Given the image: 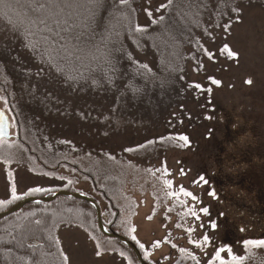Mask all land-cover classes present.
<instances>
[{
  "label": "rangeland",
  "instance_id": "rangeland-1",
  "mask_svg": "<svg viewBox=\"0 0 264 264\" xmlns=\"http://www.w3.org/2000/svg\"><path fill=\"white\" fill-rule=\"evenodd\" d=\"M167 1L135 2L139 27L157 20L163 8L157 9ZM207 10L222 17L207 34L202 66L192 61L180 66L190 101L182 100L159 125L156 119L114 121L107 102L97 114L96 103L37 64L14 61L21 57L16 54L21 42L0 20V110L9 118L11 134L0 142V211L16 201L13 187L19 198H37L68 184L109 214L77 167L100 160L126 167L129 180L135 179L125 190L135 212L124 228L130 240L135 235L144 245L141 249L132 240L150 264H183L184 251L192 264L220 248H230L243 264H264V247H244L245 241L264 240V0H210ZM207 13L203 8L199 15ZM196 21L194 16L191 22ZM225 46L237 56L228 57ZM192 52L187 48L185 55ZM140 59L155 66L150 54ZM181 135L188 137L187 145ZM58 241L68 257L65 264H134L126 252L75 226L61 228ZM221 258L230 260L229 253Z\"/></svg>",
  "mask_w": 264,
  "mask_h": 264
},
{
  "label": "trees",
  "instance_id": "trees-1",
  "mask_svg": "<svg viewBox=\"0 0 264 264\" xmlns=\"http://www.w3.org/2000/svg\"><path fill=\"white\" fill-rule=\"evenodd\" d=\"M135 2L0 0V20L21 42L22 55L16 53L21 57L16 55L14 61L37 64L45 71L40 72H48L53 80L96 103L97 114L106 109L107 102L106 110L114 121L156 119L161 124L172 117L171 112L182 100L190 101L187 94L191 87L187 92L182 90L188 78L186 72L187 79L180 73V66L192 61L201 68L207 34L216 30L222 15L211 16L207 10L210 0H168L157 20L139 27ZM203 8L208 13L202 14L201 21ZM194 16L197 21L192 24ZM187 48L193 50L192 56L185 55ZM141 54L152 55L155 66L141 61ZM77 167L108 206L109 214L102 211L104 226L132 242L124 224L134 217L135 206L125 190L134 186L135 179L129 180L126 167L100 160L86 168ZM60 190L77 193L68 184ZM58 191H45L37 198ZM23 199L26 197L16 199L0 213ZM68 226L80 228L98 242L118 247L138 264L130 249L99 232L96 212L88 203L66 197L46 204H28L0 221V264H65L58 232ZM188 256L187 251L182 253L183 264H187ZM194 260L192 264H213L215 256Z\"/></svg>",
  "mask_w": 264,
  "mask_h": 264
},
{
  "label": "water",
  "instance_id": "water-1",
  "mask_svg": "<svg viewBox=\"0 0 264 264\" xmlns=\"http://www.w3.org/2000/svg\"><path fill=\"white\" fill-rule=\"evenodd\" d=\"M0 113H3V115L5 117L4 134L2 137H0V142H1L3 140H10L11 134H10V122H9V118H8L7 114L1 110H0ZM58 197H66V198H71V199L84 201V202L88 203L96 212V220H97L99 232L103 236H105L106 238L118 240L120 243H122L124 246H126L128 249H130L133 252L138 264H148L143 260V257L141 255L139 249L137 248V246L133 242H131V241L125 239L124 237L110 231L109 229H107L104 226L101 208L98 205V203L94 199H92L91 197L84 195V194H81V193H71L68 191H58V192L52 193L49 197L23 199L20 202L13 205L9 210L0 213V221H2L3 219L17 213L24 206H26L28 204L51 203Z\"/></svg>",
  "mask_w": 264,
  "mask_h": 264
},
{
  "label": "snow or ice",
  "instance_id": "snow-or-ice-1",
  "mask_svg": "<svg viewBox=\"0 0 264 264\" xmlns=\"http://www.w3.org/2000/svg\"><path fill=\"white\" fill-rule=\"evenodd\" d=\"M124 2L126 3L127 0H124ZM165 6L164 5H161L160 8L157 9V11H160L162 8H164ZM145 12L147 14V16L149 18L152 17V12L149 10V9H145ZM230 28V25L227 26ZM138 31H140L141 29H137ZM223 51L227 53L228 57L232 58V57H236L237 56V53L233 52L228 46H225L223 48ZM212 56L211 54H209V59H211ZM213 84H218L219 82L216 81V80H213L212 81ZM247 84L251 85L252 81L251 79L247 80L246 81ZM195 87L197 89L200 88V85L197 84L195 85ZM208 119H211V117L209 116ZM4 123H5V117L3 115V113H0V137L3 136L4 134ZM178 139H180L181 141L184 142L185 145H187L189 143V140H188V137L187 136H183L181 135L180 137H178ZM201 180H203V177H201ZM169 187H171V184L169 183L168 185ZM33 192H39L41 191V189H32ZM181 191L183 192L184 195H188L190 196L191 193H188V192H184V190L181 188ZM210 195H215L214 193H210ZM12 197L13 199H19V197L16 195V189L15 187L12 188ZM193 199H195V197H193ZM203 212L205 213V215L208 214V209L205 208L203 209ZM211 227L214 229L216 227L215 224L211 225ZM136 231L135 228L132 229V232L134 233ZM131 239L133 241H136L138 244H139V247L141 249L144 248V245L143 244H140L139 241L136 240V236L133 235L131 237ZM209 242V239L207 236L204 237V243L207 244ZM155 247H159V242H157L155 245ZM173 247H175V245H173ZM244 247H245V250L248 251L250 248L252 247H264V240H248V241H245V244H244ZM227 251L229 253V256H230V260L228 261H225L221 258V253L222 252H225ZM101 253L99 251H97L96 255L99 256ZM65 259V262H67L68 260V257H64ZM145 259H147V257H145ZM243 260L244 258H240L234 254H232V250L229 248V249H225V248H220L216 253H215V260L213 261V264H215V261H219V264H243Z\"/></svg>",
  "mask_w": 264,
  "mask_h": 264
}]
</instances>
